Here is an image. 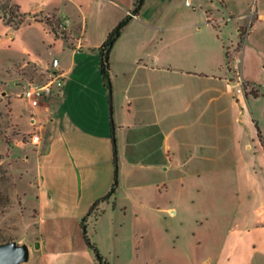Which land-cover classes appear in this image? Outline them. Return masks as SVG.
I'll use <instances>...</instances> for the list:
<instances>
[{
  "label": "rangeland",
  "instance_id": "1",
  "mask_svg": "<svg viewBox=\"0 0 264 264\" xmlns=\"http://www.w3.org/2000/svg\"><path fill=\"white\" fill-rule=\"evenodd\" d=\"M13 1L21 5L27 21L16 30L0 19V243H25L34 256L39 237L42 142L31 140L38 133L32 121L33 115L39 117L38 111L20 94L29 83H43L50 77L55 58L62 66L73 62L71 48L64 43L50 47L39 20L53 18L57 38L70 45L69 31L60 26L62 20L46 14L56 9L73 13L78 5L67 0ZM160 1L152 0L147 13H154ZM221 1L192 0L190 7L186 0H166L171 4L162 29L136 20L125 29L111 55L110 81L102 76L99 57H91L83 65V78L75 79L66 98L67 109L72 105L73 114L80 112L93 121L100 120L102 107L116 142L115 105L127 111V96L150 100L158 116L172 112L163 122L170 133L173 166L167 177L159 170L121 167L118 145L115 163L111 137L112 187L119 171L114 196L130 194L132 185L140 182L146 188L136 195L150 197L155 210L131 209L121 214L120 242L117 247L109 246L117 253L110 257V264H264V256L258 254L264 248V224L259 221L264 214V148L254 124L256 120L264 135V21L240 51L237 23L222 10ZM224 1L238 14L248 11L252 2ZM254 3L264 9V0ZM201 8L214 9L213 19L225 17L227 26L224 21L216 22L220 28L225 26L220 32L207 24ZM88 10L92 19L112 13L95 4L88 5ZM92 19L90 44L98 42L111 24ZM225 45L232 56L229 64ZM203 73L216 74L223 81ZM244 82L251 86L245 89ZM251 89H258L259 97L246 95ZM137 142L144 146L142 135ZM76 155L66 154L61 161L59 157L50 171H44L51 193L64 190V196L73 199L74 177L79 179L82 164L75 162ZM58 177L61 185L55 187ZM98 207L90 216L100 212ZM90 216L87 231L93 228V220L88 223Z\"/></svg>",
  "mask_w": 264,
  "mask_h": 264
},
{
  "label": "crops",
  "instance_id": "2",
  "mask_svg": "<svg viewBox=\"0 0 264 264\" xmlns=\"http://www.w3.org/2000/svg\"><path fill=\"white\" fill-rule=\"evenodd\" d=\"M67 1L76 3L78 5L77 11L64 13L60 9H56L46 15H54L62 21H71L72 25L67 29L70 34V45L65 43L63 39L56 38L48 26L39 21L45 27L50 47H56L64 43L68 48H71L73 62L69 66H62L61 64V71L66 81L62 94L46 101L42 106L36 107L39 117L35 115L32 117L38 133L42 137V154L39 160L37 195L39 205V237L37 243L40 247H35L37 253L34 256L31 249L30 264H98L94 252L86 244L82 219L95 202L106 196L112 187L110 173L113 163V146L111 143L112 128L109 119L105 117L102 107H100V120L87 119L80 112L73 114L70 111L72 105L67 109V99L70 96L75 79L78 77L83 78L85 69L83 65L91 57H99V47L106 41L109 33L116 25L128 15V11L133 10L135 0ZM151 1L146 0L140 14L131 23L136 20L144 22L154 29H162L167 22L165 11H167L171 2L167 3L166 0L157 2V7L153 9L154 13L151 14L147 13ZM91 4L101 7L102 10L108 8L112 13L107 16L97 14L92 19V15L88 10V5ZM221 7L232 21H236L238 37L241 27L246 25L249 27L245 40L249 39L256 28L264 21V9L262 7L259 9L254 0L249 4L248 11L242 14L229 10L224 0L221 1ZM203 9L201 8V11L203 12V18L207 20V24L211 23L220 32L223 27L227 26L225 17L217 20L213 19L216 16L214 9ZM192 12L195 13L196 11ZM254 16L255 19H253ZM91 19L96 22L109 21L111 23L102 31L98 42L92 44L89 43V38L91 39L89 36V22ZM220 21H224V24H226L222 28L216 24ZM80 26H83V29ZM78 31H81V36L76 34ZM224 49L226 51V45ZM111 61L113 70L112 56ZM202 75L209 76L214 81H223L217 79L216 74L203 73ZM126 100L128 103L127 111L124 110V107L117 110L115 105L117 145L121 167L127 164L134 168L159 170L167 177L172 172L173 166L170 157V133L167 132V123L163 122L172 117V112H165L164 115L158 116L155 104L150 100L131 96H127ZM95 122H97L96 125ZM139 135L143 136V147L140 146V142H137ZM158 141L160 144L157 147ZM129 149H131V154H129ZM66 154L72 157L77 154L76 158H73L75 162L82 161L81 166H78L79 179L74 177L75 189L71 200L64 196V190L61 191V194L59 191L56 195L51 193L47 188V181L44 179V171H50V165H54L59 157L61 161ZM60 180V177L54 179L55 187H60ZM145 186L140 182L133 184L130 194L112 196L109 200L100 203L99 213L96 211L88 218V223L93 220V228L92 230L88 229V235L108 261L111 256H114V253L117 254L110 250L109 246L112 243L116 247L119 245L121 226L119 217L125 216L131 209L142 208L146 213L155 210L150 197L136 195V192L145 189ZM163 186L167 187V184L165 183ZM121 187L119 192L123 193ZM114 201L115 205H113ZM171 212L173 213L174 210ZM259 221L264 224V214ZM258 254L264 256V248L260 249ZM256 255L255 253V258Z\"/></svg>",
  "mask_w": 264,
  "mask_h": 264
},
{
  "label": "trees",
  "instance_id": "3",
  "mask_svg": "<svg viewBox=\"0 0 264 264\" xmlns=\"http://www.w3.org/2000/svg\"><path fill=\"white\" fill-rule=\"evenodd\" d=\"M145 4H146V0H135L134 8L132 10L133 13L138 16ZM37 17L38 16H35L36 20H37ZM0 19H2L7 26H10V27L17 30V29H20L22 27V25L27 21V14L22 12V7L19 3L14 2L13 0H0ZM133 19L134 18L131 17L130 15H127L125 18H123L116 25V27L109 33L106 41L98 49L99 60H100V70H101L102 76H103L105 81L106 80L110 81L111 53H112L116 43L118 42V40L121 38L122 34L124 33L125 29L127 28V26L131 23V21ZM52 20H53V18L51 19L50 17H43L39 21L44 22L47 26H49L57 38L58 33H57L56 28L54 27V23H52ZM246 34H247V31L244 30L243 27H241L240 33H239V42L237 44L238 50L242 49L245 38H246ZM225 56H226L227 64H229L230 61L232 60V56L228 52L227 48L225 51ZM243 85H244L245 89H247L248 87L251 86V84L248 82H244ZM109 88H111V84H109ZM249 94L253 95L254 97H259L260 91L258 89H255V90L251 89L250 92H248V94H246V95H249ZM254 124L257 128L260 142L264 148V138L262 135V131H261L259 124L257 123L256 120H254ZM112 138H113L114 151H115V163H117V161H118L117 154L118 153H117V142H116V138H115V133L113 134ZM118 172L119 171L117 169L116 173H115V181H114L112 190L105 197L98 200L92 206L88 215L82 219V227L84 229V237H85L86 244L94 252L95 259H96V262L98 264H110V263H109L108 259L100 252L97 245L89 237L88 231H87V225H86L87 217L90 216L96 210V208L99 206V204L102 201H106L115 195L117 187L119 185V174H118ZM114 205H115V202H114Z\"/></svg>",
  "mask_w": 264,
  "mask_h": 264
},
{
  "label": "built area",
  "instance_id": "4",
  "mask_svg": "<svg viewBox=\"0 0 264 264\" xmlns=\"http://www.w3.org/2000/svg\"><path fill=\"white\" fill-rule=\"evenodd\" d=\"M186 5L193 7L192 0H186ZM128 15L133 18L138 17L133 11H128ZM70 25V20H64L60 23L62 29H68ZM49 73L50 77L45 82L29 83L20 94L21 98L34 107H38L43 105L46 101L60 96L64 91L65 78L61 71V63L59 59L55 58L52 61ZM31 140L33 143L39 144L42 142V137L40 133H33Z\"/></svg>",
  "mask_w": 264,
  "mask_h": 264
},
{
  "label": "water",
  "instance_id": "5",
  "mask_svg": "<svg viewBox=\"0 0 264 264\" xmlns=\"http://www.w3.org/2000/svg\"><path fill=\"white\" fill-rule=\"evenodd\" d=\"M40 247L39 244L36 246ZM31 249L17 241L0 243V264H23L30 260Z\"/></svg>",
  "mask_w": 264,
  "mask_h": 264
}]
</instances>
